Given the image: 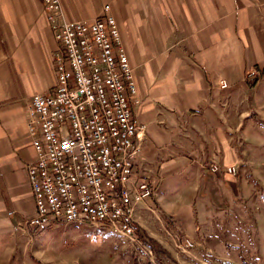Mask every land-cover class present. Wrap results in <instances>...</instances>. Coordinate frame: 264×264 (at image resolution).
Wrapping results in <instances>:
<instances>
[{
    "label": "crops",
    "instance_id": "crops-1",
    "mask_svg": "<svg viewBox=\"0 0 264 264\" xmlns=\"http://www.w3.org/2000/svg\"><path fill=\"white\" fill-rule=\"evenodd\" d=\"M58 1L69 22L90 21L108 4L118 27L140 101L131 110L144 128L133 170L153 190L138 210L139 228L142 218L156 216L182 241L207 245L195 225L222 216L238 195L237 177L254 175V128L264 126V0ZM56 48L42 0H0V238L5 240L33 214L25 106L31 96L53 88ZM250 70L258 78L247 80ZM219 81L227 88L219 89ZM211 163L217 173L209 171ZM227 167L236 174H225Z\"/></svg>",
    "mask_w": 264,
    "mask_h": 264
},
{
    "label": "built area",
    "instance_id": "built-area-1",
    "mask_svg": "<svg viewBox=\"0 0 264 264\" xmlns=\"http://www.w3.org/2000/svg\"><path fill=\"white\" fill-rule=\"evenodd\" d=\"M42 4L57 44L55 83L48 93L26 102L33 159L25 168L33 214L18 227L35 234L38 226L51 227L55 220L100 224L150 253L138 233L137 214L153 190L133 170L144 128L131 107L140 101L110 6L104 4L90 21L69 22L58 0ZM245 78L256 79L258 73L250 70ZM217 86L227 88L224 81ZM209 171L217 173V164L211 163ZM224 173L234 176L236 169L227 167ZM180 247L187 252L193 244L184 240Z\"/></svg>",
    "mask_w": 264,
    "mask_h": 264
},
{
    "label": "rangeland",
    "instance_id": "rangeland-1",
    "mask_svg": "<svg viewBox=\"0 0 264 264\" xmlns=\"http://www.w3.org/2000/svg\"><path fill=\"white\" fill-rule=\"evenodd\" d=\"M254 148V175L237 177L236 199L228 201L222 216L208 217L209 223L197 220L196 232L207 245L198 242L181 251L180 236L156 216L142 218L138 233L166 255L145 253L99 224L57 221L35 234L18 228L10 239L0 238V264H264V126L254 128Z\"/></svg>",
    "mask_w": 264,
    "mask_h": 264
},
{
    "label": "trees",
    "instance_id": "trees-1",
    "mask_svg": "<svg viewBox=\"0 0 264 264\" xmlns=\"http://www.w3.org/2000/svg\"><path fill=\"white\" fill-rule=\"evenodd\" d=\"M146 243L150 250L154 253V255L163 254L166 255L165 252L161 251L157 246L155 242L146 240Z\"/></svg>",
    "mask_w": 264,
    "mask_h": 264
},
{
    "label": "bare ground",
    "instance_id": "bare-ground-1",
    "mask_svg": "<svg viewBox=\"0 0 264 264\" xmlns=\"http://www.w3.org/2000/svg\"><path fill=\"white\" fill-rule=\"evenodd\" d=\"M57 221H60V222H64L66 224H68V221H63V220H55V222ZM76 223H83V222H80V221H70L69 224H76ZM100 225V224H99ZM46 227H49V226H38L37 229L35 231H38V230H41V229H44ZM119 237L123 238L122 234L118 233L117 231H114Z\"/></svg>",
    "mask_w": 264,
    "mask_h": 264
}]
</instances>
